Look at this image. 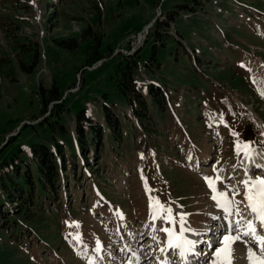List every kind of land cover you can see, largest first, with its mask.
Masks as SVG:
<instances>
[{
	"label": "rangeland",
	"instance_id": "obj_1",
	"mask_svg": "<svg viewBox=\"0 0 264 264\" xmlns=\"http://www.w3.org/2000/svg\"><path fill=\"white\" fill-rule=\"evenodd\" d=\"M153 18L138 44L136 35ZM98 57L106 59L90 67ZM134 58L133 78L143 88L150 121L135 117L118 90L119 65ZM255 60L264 63V0H0V183L10 175L23 181L26 170L36 177L34 143L52 150L60 143L67 174L51 246L44 249L42 235L0 226V264H136L137 258L139 264L165 258L181 264L178 254L160 251L167 237L159 229L169 225L149 219L144 180L151 196L174 205L176 213L187 212L198 237L209 235L211 247H195L187 256L189 264H208L235 216L211 202L204 177L223 169L227 184L239 185L246 162L235 154V142L264 138V89L252 80ZM149 83L163 87L162 110L147 97ZM105 105L120 122L118 132L108 128ZM209 110L223 114L237 135L225 133L222 123L212 125ZM90 123L101 124L103 143L100 155L89 151L83 163L75 127L80 124L88 137ZM254 147L264 158V148L261 154ZM209 158L217 167L199 162ZM247 166L250 174L264 176ZM75 175L81 201L66 212L68 198L77 194ZM237 199L243 200L242 189ZM49 202L45 198L44 206L55 213L57 205ZM1 204L11 211L0 185ZM71 222L80 226L76 233ZM233 249L232 264H248L245 244L238 241Z\"/></svg>",
	"mask_w": 264,
	"mask_h": 264
},
{
	"label": "trees",
	"instance_id": "obj_2",
	"mask_svg": "<svg viewBox=\"0 0 264 264\" xmlns=\"http://www.w3.org/2000/svg\"><path fill=\"white\" fill-rule=\"evenodd\" d=\"M172 17L173 13H169L166 18L172 19ZM157 33L158 32H155V35H158ZM68 40L73 41L71 38ZM37 55L38 51L35 52V57ZM99 58L100 57L96 59ZM135 66L136 58L132 60L126 59L123 65H119L118 69L121 72V82L118 84V90L127 97L132 107V112L138 118H145L147 116L150 121L147 102L136 87L133 79V69ZM28 69L29 68L27 67L25 70L27 71ZM147 89L148 95L154 105L162 110L164 107L163 104L165 103L162 90L158 85L153 83H149ZM50 96L53 97L56 95L51 94ZM104 109L108 112L106 122L109 128L114 132H118L120 129L118 118L112 113L109 107L104 106ZM81 114L82 111L77 115L76 120L81 117ZM88 126L89 131L92 133L89 135L90 139L89 136H86L85 130L80 124H77L75 127L77 133L76 139L80 150L83 152V156L84 153L88 151L87 149H91L95 152L96 157L103 142L100 130L101 126L93 123L88 124ZM60 128L63 129L62 126ZM148 129L152 130L151 128ZM148 129L145 128L146 131H149ZM63 154V146L58 142H55L53 150L43 143L32 144V155L36 164V177L33 176L30 170H26V175L22 179L23 181L10 175L8 180H2L0 183L1 189L5 193V197L10 202H15V205L11 207V211H4L3 205H0L1 227H16L14 232L19 230V234H23L25 231L29 235H42L45 240V247L51 246L53 241L52 238L54 239L58 233V228L55 225V222L58 221V212L57 209L54 210L55 213L53 210L49 211L46 209L44 206V199L46 198L50 201L56 200L59 202L61 192L67 195L65 189V183L67 181L66 174L62 172V169H65ZM73 180L76 181L75 176L73 177ZM76 187L77 186L74 185L73 190L75 193H77ZM68 195L70 194L68 193ZM71 200H73L74 203L78 201V194H74V196L69 198L67 201L69 205L71 204ZM41 204H43V206H41ZM54 205L53 202V206ZM70 207L72 208L73 206ZM35 208L37 209L36 211Z\"/></svg>",
	"mask_w": 264,
	"mask_h": 264
},
{
	"label": "snow or ice",
	"instance_id": "obj_3",
	"mask_svg": "<svg viewBox=\"0 0 264 264\" xmlns=\"http://www.w3.org/2000/svg\"><path fill=\"white\" fill-rule=\"evenodd\" d=\"M260 94L264 98V92ZM220 119L223 122V114H221ZM232 135L236 136L237 134L232 132ZM234 152L237 156H242L246 162L244 179L239 182V185H228L224 177L219 174L223 169L214 168L213 171L216 173L214 178L204 177L205 183L211 192L210 198L215 202L216 207L222 209L227 216H235V219L227 225V230L218 241L219 246L215 247L212 252V259L208 261V264H232L233 245L238 241L245 244L248 264H264V176L250 174L247 166L251 165L255 169H262L264 165L255 163L257 152L250 142L237 140L234 145ZM141 179L144 180V177H141ZM228 179H231V177ZM218 183L225 185L223 190L218 188ZM144 186L145 192L149 193V219L153 222L162 220L169 225L159 229L167 237L166 243L160 248V251L165 253L171 250L173 255L178 254L180 256L181 264H189L187 256L195 254V247L198 242L185 236L186 232L195 231L186 227L188 214L177 213L174 216L173 209L170 206L150 195L152 190L148 187L146 180H144ZM241 189L243 190L242 201L237 199L241 195ZM241 206H243V211ZM116 214L121 219L123 218L118 210ZM177 224L178 230L171 226ZM72 226L78 227V224ZM197 234L199 235V233ZM73 238L79 241L80 234L77 233ZM152 239L155 240L156 236L153 235ZM209 247H211V244H209ZM99 250L100 244L97 241L96 251ZM89 264H92V261H89ZM136 264H139L138 258ZM159 264H170V261L165 258Z\"/></svg>",
	"mask_w": 264,
	"mask_h": 264
},
{
	"label": "bare ground",
	"instance_id": "obj_4",
	"mask_svg": "<svg viewBox=\"0 0 264 264\" xmlns=\"http://www.w3.org/2000/svg\"><path fill=\"white\" fill-rule=\"evenodd\" d=\"M145 31H143L142 33H140L139 35H137V42H138V44L143 40V38L145 37ZM140 35H142L143 36V38L141 39V41H140ZM222 224V223H221ZM185 236L187 237V238H189V239H191V240H193V241H195L191 236H190V234H189V232H186L185 233Z\"/></svg>",
	"mask_w": 264,
	"mask_h": 264
},
{
	"label": "water",
	"instance_id": "obj_5",
	"mask_svg": "<svg viewBox=\"0 0 264 264\" xmlns=\"http://www.w3.org/2000/svg\"><path fill=\"white\" fill-rule=\"evenodd\" d=\"M153 21H154V19L151 22H149L144 29H146L147 27L151 26Z\"/></svg>",
	"mask_w": 264,
	"mask_h": 264
}]
</instances>
